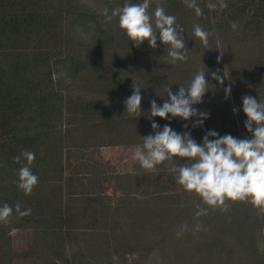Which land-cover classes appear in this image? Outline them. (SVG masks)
<instances>
[{
	"label": "rangeland",
	"instance_id": "obj_1",
	"mask_svg": "<svg viewBox=\"0 0 264 264\" xmlns=\"http://www.w3.org/2000/svg\"><path fill=\"white\" fill-rule=\"evenodd\" d=\"M63 1L49 0V8L53 11H60L63 5L68 6H65V11H71L67 12L65 17L68 13L71 17H76L74 14H78L79 10L85 12L84 9L77 8L74 2ZM82 2L86 3L87 11L93 9V11L101 13L104 8H107L109 14L113 8L124 4V0H82ZM132 2L139 3L141 0H132ZM208 3H218V0H206V5ZM223 3L226 4V7L218 5L215 10H209L207 7L213 27L212 35L209 37L210 49H205L200 40L192 35L193 25L197 24L196 21L200 17L196 15L194 9L188 8L182 3V6L177 7L172 13L176 17V22L184 28L185 43L190 50L189 59L175 65H171L167 61L165 53L161 51L165 46L159 39L157 40L158 47L155 49L150 48L146 41L139 47L130 42L122 30L116 29L118 18H114L110 22L106 21L105 17L101 18L104 28L110 23L112 33L107 32V28L92 30L94 29L92 27L90 28L92 32H88L85 29L87 26L73 27L64 23L60 25L57 19L54 21L55 25L48 23L45 28H37L33 32L24 29V33L22 31L24 40L18 38L17 42H22V48L27 55H23L21 58L14 56L11 58V63L20 66L15 65L14 71H9L10 65L7 64L10 59H4L5 63L0 60V66L5 72L2 80L12 82L14 76L21 77L22 80L29 77L31 80L32 76L43 74L48 66L54 86L58 89L60 96L56 98L57 102L54 106L57 112L56 118L48 119V117L42 116L44 113L42 104L37 107H34L33 103L31 106H27L25 104L27 97H21L28 94L29 90L32 94L36 93L40 99L42 98L41 92H39L40 88L35 85L37 79L31 80L34 81V84H31L32 88L23 90L20 89L21 86H17L12 95L6 96L0 92V186L5 187L0 189V206L4 203L11 206L16 204L13 196L10 195L13 201L6 199L7 190L10 194L15 192V188L14 190L7 188L11 184L9 179H12L9 166L10 164L17 165L13 162L12 157L25 151L24 143L12 144L7 136L8 133H30L27 138L29 144L32 143L30 145L32 147L26 150L35 153L34 163L39 158L44 159L45 163L42 165L36 163L41 168L43 165L46 168L51 161L55 160L56 154H49L48 151L57 148L61 150L57 145L58 140L63 141L69 136H73L75 140H83L82 143H79L80 145L84 142L89 145L104 143L105 150H101L102 154L100 155L98 153L101 151L92 150L96 147H84V149L70 147L61 150L64 159L62 166L65 167V173L69 176L72 187L81 193V196L76 199L77 202L82 205L89 202V206L96 205L97 209L99 208L95 212V207H91L92 209L82 217L80 216L81 207H78L70 212V220L87 222L85 217L90 221L92 218L95 219L98 214L99 221L117 220L121 224L124 221L123 218L126 219L127 216L126 212L122 210H119L118 213L114 211L117 207H121L119 206L121 194L115 188V180L113 179L114 190L108 191L107 197L100 195L101 192L95 190L97 189L95 187L94 196L90 197L86 193V191H90L88 188L92 187L89 184V178L84 181V178L78 175L84 173L82 165H87L88 161L96 160L105 165L104 172L106 168L109 174L111 172L114 174L138 173L139 176L143 173L151 175V172L156 171L157 167L169 166V161H165L154 170L147 171L141 168L139 162L132 157V150L141 144H122L120 146L113 144L124 140V144L130 140H140L139 134L145 124V115H149L146 110L151 107L150 101L155 100L158 105L162 106L164 100L168 98L166 90L169 87L175 94L180 85L186 86L190 82L198 69L206 70L207 67L201 65L206 50L217 49L221 62L218 74L225 76L224 84L221 85L212 79L211 73L218 68L210 69V71L207 69L205 76L211 83L209 91L203 96V102L194 105V107L199 111L206 112L208 116L203 120L201 126L193 127V123L200 117H192L191 120H187L183 124L187 125V128L179 127V129L190 133L191 137L203 139L209 130L218 133L224 127L222 125L224 119L225 127L228 128L232 114L239 127L237 138H251V133L241 126V123L247 119L242 110V97L251 95L257 100H264V0H223ZM157 4L161 5L160 0H154L149 8L150 13L154 12ZM233 23L237 25L235 29L231 27ZM199 25L204 28L202 23ZM0 34L2 38L5 37L3 39L6 41L9 36L8 30L0 29ZM4 49L8 50V48ZM39 49L44 51H39ZM32 52L39 53L29 54ZM147 52L152 54H146ZM77 54L80 55L77 56ZM146 76L148 78H145ZM133 82L143 87L141 88L142 111L138 118L130 117L124 113L123 101L132 94ZM229 85L231 93L226 98L224 88ZM16 94L19 98H14ZM4 103L10 105L11 109L5 108ZM233 108H236L237 111L233 112ZM176 118L183 120L180 117ZM151 119L162 130L165 120H159L158 117ZM100 122L103 124L110 122L111 126L108 132L106 129L101 133H95L96 130L91 128L93 125H99ZM176 125L174 124L171 128L173 129ZM86 129L91 131H85ZM105 131L106 133H103ZM231 135L234 137L235 134L231 133ZM95 138L98 139V142L95 141ZM67 144L71 145L69 139H67ZM100 160H107V163H101ZM50 167L51 165H49ZM150 180L151 182L158 181L155 176ZM159 181L169 188V192L180 194L182 202L197 203L199 197L194 193L182 192L183 189L180 185L172 186L166 177ZM145 189L144 186V188L133 190V192L138 196ZM37 191L45 193V190L34 188L31 195ZM50 192L51 190H48L46 195L50 194L53 197ZM160 203H155L152 207L162 205L166 208L168 205L165 202ZM22 204L27 206L25 203ZM49 209L53 210L55 207L50 206ZM49 209L47 213H51ZM57 210L59 211L60 208ZM55 214H57L56 210L52 215L57 217L58 214ZM28 216L30 217V215ZM63 216L67 217L64 213ZM49 218L56 220L53 217ZM156 219V221H160L159 217ZM216 219L218 218L215 217L214 223H212L209 216L204 217L202 221L196 218H188L185 221L182 217H164L162 225L168 231L158 229V225H155V231L152 232L140 233L135 229L132 232H127L128 236L125 237L122 247L115 239H104L108 245L105 248L101 244L102 239L98 238L103 236L89 232L76 233V231H72L68 233L58 228L41 230L36 228L34 226L36 224L30 221L27 216L20 217L14 212L8 225L0 224V236L1 233H4L0 237V264H223L224 261L228 264H247L249 258L242 247L238 246L239 243L235 244V249L230 250L232 240L226 239L225 233L220 229L223 226L222 221L219 222ZM251 219L253 223L257 224L254 226L249 223L245 226L249 230L248 236H250V232H252L251 235L254 234V228L255 233L258 228L261 229L263 237L259 238V246L263 250L264 213L257 210L252 214ZM197 222L202 224L206 230L186 231L180 237L176 235L181 225L187 224L189 228H192ZM120 224H118L119 227L116 226L114 232L112 229L108 230V237H114L117 234L125 235L120 231L122 228ZM18 226L22 228H17ZM12 230L15 231V235L9 236L8 233ZM137 234H140L139 238H135ZM239 237H247V235L240 232ZM221 241L223 242L221 243ZM226 255H229V260L225 259ZM250 262L256 264L255 261L252 263L250 260Z\"/></svg>",
	"mask_w": 264,
	"mask_h": 264
},
{
	"label": "clouds",
	"instance_id": "obj_2",
	"mask_svg": "<svg viewBox=\"0 0 264 264\" xmlns=\"http://www.w3.org/2000/svg\"><path fill=\"white\" fill-rule=\"evenodd\" d=\"M153 2L154 0H141L139 3H133L132 0H124V4L113 8L111 14L107 8H104L101 14L106 21L118 18L119 29L135 46L139 47L146 41L150 48L155 49L159 39L165 46V56L171 65L186 62L190 50L185 43L183 26L176 22L175 16L166 14L163 6L159 4L154 12L150 13L149 8ZM183 3L194 9L197 16L203 14L196 0H183ZM218 5L226 7L223 0L208 3L207 7L209 10H215ZM231 27L235 29L237 25L233 23ZM192 35L200 40L205 49H210L211 32L199 24H194ZM217 59L219 60V57ZM206 71L207 69H198L190 82L186 86L180 85L175 94L169 87L166 90L168 98L162 106L151 100L148 119H169V114L171 118L180 117L185 121L191 117H200L193 123V127L201 126L208 114L199 111L194 105L202 103L203 96L209 91ZM218 73L219 69L212 72V79L223 85L225 76ZM141 88L143 87L133 82L132 94L123 101L124 113L130 117L141 116ZM224 92L226 98L230 96L231 86L224 88ZM242 110L247 117L244 126L251 133V138L239 139L231 134L220 136L216 131L209 130L202 143H197L188 132L178 133L168 124L161 130L156 122H152L154 134L141 137L142 144L132 150V157L147 171L154 170L162 162L171 161L174 157L187 158L186 163L173 167L171 171L175 182L184 191L194 193L200 198V203L196 205L197 218L208 215L210 209L227 212L235 202H247L264 213V100L244 95ZM236 111L237 109L233 108V112ZM12 160L21 164V167L14 170L17 179L13 183L25 195H30L39 182L38 176L31 171L35 153L25 150L12 157ZM14 212L24 217L31 215L32 210H22L19 203L14 206L4 203L0 206V224L8 225ZM201 230L206 229L199 222L192 228L183 224L176 235L180 237L186 231ZM8 235L14 236L15 231H10Z\"/></svg>",
	"mask_w": 264,
	"mask_h": 264
},
{
	"label": "trees",
	"instance_id": "obj_3",
	"mask_svg": "<svg viewBox=\"0 0 264 264\" xmlns=\"http://www.w3.org/2000/svg\"><path fill=\"white\" fill-rule=\"evenodd\" d=\"M49 0H0V29H7L9 32V36L6 38V41H4L3 38L1 37L0 34V60L4 62V59H10L9 63L7 65H10L9 71H14L15 70V65L11 63V58L18 57L21 58L23 55H27L24 53L23 50V45L22 42H17V39H22L24 40V36L22 34V31L24 33V29H28L27 31L33 32L37 28H45L47 24H52L55 25L54 21L55 19L58 20V24L63 23L65 25H70V26H83L86 27V31L92 32V30H97L101 29L104 30L107 28V32L112 33V26L110 23H108L105 28L103 27L102 19L104 16L99 13L93 11V9L87 11V8L85 7V2H82V0H66L67 2L75 3V6L80 9H84L85 12H82L79 10L78 14L76 17H71L70 13L67 14L65 17L64 15L69 11H65V8L68 7L66 5H63L61 7L60 11H53L51 8H49ZM61 2H64L61 0ZM183 3V0H160L161 6H163L164 11L168 15H172V13L176 10L177 7H181ZM197 5L203 10V14L200 15L199 19L196 21L197 24L202 23L204 26V29L209 32H213V27L211 25V21L209 19V12L207 10V5H206V0H196ZM66 6V7H65ZM73 15V16H74ZM110 22V21H109ZM94 29H90V28ZM104 28V29H103ZM117 30H120L118 25L116 27ZM37 32V31H36ZM106 32V31H105ZM12 38H11V37ZM13 40V41H11ZM62 47V46H61ZM60 47V48H61ZM8 48V50L4 49ZM39 51H44L42 49H39ZM165 53V48L164 50H161ZM39 52H32L29 54L36 55ZM152 54L151 52H147L146 54ZM154 53V52H153ZM157 53V51H155ZM28 54V55H29ZM81 54V53H80ZM80 54H77L80 55ZM139 54V53H137ZM218 53L217 49L214 48V50H206L205 51V56L203 57V60H201V65L207 67V69L211 70H216L217 68L219 69L220 66V59L218 60ZM42 59V58H41ZM5 63V62H4ZM17 67H20L18 64L16 65ZM82 67V66H81ZM209 67V68H208ZM7 69V68H5ZM39 69V68H38ZM17 70V68H16ZM46 71V72H45ZM44 73H39L36 76H32L34 80L37 79L35 85H37L40 88L42 98L40 99L39 96L35 93L32 94L31 91L28 90V94H24L21 97H27L25 100V104L27 106H31V104H34V107L38 105H43V114L42 116L48 117V119H55L57 116V112L54 109V106L57 102L56 98L60 96V93L57 88L54 86V81L52 79V74L49 73L51 71L49 67L47 66L45 68ZM3 68L0 66V92L2 94L6 95H12V92L16 91L17 86H21L20 89H26V88H32L31 84H34V81H31L29 77L25 80V78L22 80L21 77H16L14 76L12 79V82L10 81H3ZM49 73V74H48ZM206 77V76H205ZM145 78H148L147 76ZM207 79V77H206ZM30 80V81H29ZM208 80V79H207ZM209 81V80H208ZM211 85L209 82L208 87ZM2 97V96H1ZM14 98H19L18 95ZM11 103V102H9ZM5 108L11 109V106L4 103ZM146 111H150V109H147ZM148 115H145L146 120L144 127L141 130V133H135L139 134L140 140L139 141H133L130 140L126 144L123 142H114L113 145L115 146H120V145H127V144H142V138L145 135L148 134H154L153 129L151 127L152 124V119H148ZM230 120L228 122V128L225 127V119L222 122V125L224 126L222 129L219 130L218 134L220 136H223L225 134H235L234 137H238V132H239V127L236 125L234 118L232 117V114L230 115ZM159 120L164 119L158 117ZM192 117L189 119L191 120ZM165 124H168L170 127L173 126L174 124H177L173 130L178 132V133H184L186 131H183L179 127H185L184 122L185 120H178L176 117L171 118V115H169V119H164ZM152 121V122H151ZM182 121V122H181ZM57 122V121H54ZM111 126L110 122L108 124L103 122H100V124L93 125L91 128L95 129V133H101V131L106 130L107 132L109 131V127ZM241 126L243 129H245L244 122L241 123ZM187 128V127H186ZM89 129V128H88ZM86 129L85 131H91ZM68 128L66 129V131ZM103 132V133H106ZM30 133H17V134H11L8 133L9 141L12 144L19 145L17 142H22L24 143L23 149H30L32 146H30L32 143L29 144L28 136ZM131 135V134H130ZM44 136V135H43ZM192 138L197 142V143H202L201 138H197L192 136ZM67 139H69V142L71 141V145L67 144ZM66 140H58L57 145L61 148V150H64L65 148H81L84 149V147H103L105 146L104 143H94V145H89L85 144V142L80 145L79 143H82L83 140H75L73 136H69ZM88 139V138H87ZM86 139V140H87ZM210 139H215V137H210ZM239 139H243L239 137ZM24 140V141H22ZM95 141L98 142V139L95 138ZM55 143V142H53ZM112 145V144H110ZM95 149V148H92ZM59 150L58 148L55 150H50L48 151L49 154H56L55 160L51 163H49L46 168L42 166V168L38 165L41 163H45L43 158L37 159L36 163L31 165V171L33 174L37 175L39 178L38 184L34 187L38 189V186L43 185L44 183H49L50 188L52 189L51 186H55V183H59L58 181L62 180L63 174L65 172V167L62 166V161L64 162V159L62 157V151ZM13 153V152H12ZM187 162V158H179V157H174L173 160L169 161V166H164V167H157L156 171H152L151 175L149 173H143V175L139 176L138 173L136 174H114L112 176V179L115 180V187L117 188V191L121 194V199H120V205L121 207H117L114 209L116 213H118L119 210H122L126 212L127 220L125 218L121 224L117 220L113 221H99L98 219V214L95 219L92 218V220L89 221L87 217L84 219H87V222L80 221L73 219L72 221L70 220V212L72 209L68 210V207L63 208L60 207V214L57 217L54 216H47L44 220H42L41 224H37L33 222V218L31 216H27V218L32 221L34 226L38 229H44V230H55V228H58L64 232H72L76 231V233H81V232H86V233H95L97 236H103V237H98L102 239L101 244L105 248L108 247L107 243L105 240L108 239H115V241L118 243L120 247H122L123 243L125 242V237L128 236L127 232H132V230H139L140 233L144 231H155L154 227L155 225H158V229L165 230V227L162 225L164 223L163 218L164 217H182L185 219V221L188 220V218H196L199 221H202L204 217H210V221L214 223L215 217L217 221H222V225L220 229L223 230V233L226 235V239L231 241V251L236 248V243H239V247H242L243 251L246 252L247 258H249L247 261V264H251L250 260L252 263L254 261L256 264H264V249L262 250L261 247L259 246V238L263 237V231L258 230L255 233V228H254V234L251 235L252 232H250L249 235V230L246 225H249V223H252V225L257 224L253 223L252 221V214L257 212V210L249 203L247 202H235L232 204L230 209L227 212H221L219 209L217 210H209L208 215L202 216V217H194L195 212H196V205L200 203V198H198L197 203L191 204V203H184L182 202L181 198L182 196L176 192H169L168 187L163 183L160 182L159 180L163 177H166L167 180L170 182L172 186H179L175 180H174V174L172 173L171 169L173 167H176L178 165L183 164V162ZM174 163V164H173ZM49 165L51 167L49 168ZM20 164H10L9 168L11 171L10 176L12 179L10 181V185L7 188H11L15 192L12 194L8 192V195L6 196L7 201H13L10 198V195L13 196L14 200L16 203H19L21 205L22 210H26L27 207L30 205V203L34 202L37 200L35 198L36 193H33V195H25L22 191H20L16 184L13 183L14 180L17 179V176L15 174V169H18ZM93 176V175H92ZM153 176L156 177L158 181L156 182H151L150 178ZM7 180V179H4ZM90 185L92 186L93 183L97 181L96 177H89L88 179ZM146 187L145 190L141 192L140 195H136L133 190L141 189ZM1 188H5L4 186H0ZM93 188V186H92ZM150 189V190H149ZM54 190V189H53ZM58 194V189L51 191V194L54 195ZM186 192V191H182ZM20 199V200H18ZM51 202V201H50ZM160 202H165L168 204L166 208H164L162 205L159 207H152L153 204L155 203H160ZM22 203H25L27 206L23 205ZM175 203V204H173ZM14 204V203H13ZM90 203L87 202L85 203L82 207V213H80V216H85V213H87L88 210L92 209L91 207H95V212L99 210L97 209L96 205L95 206H89ZM161 204V203H160ZM202 207H207L206 205H201ZM99 207V206H98ZM57 209V208H56ZM158 212V213H157ZM63 213L67 216H63ZM49 217L56 218V220L51 219ZM156 217H159L160 221H156ZM224 218V219H223ZM226 218V219H225ZM220 219V220H219ZM191 221V220H190ZM78 222V223H77ZM169 224V222H167ZM56 224V226H55ZM120 224L122 226L121 232H124L125 235H115L114 237H108L107 232L108 230L112 229L114 232V229H116V226ZM216 224V222H215ZM162 225V226H161ZM170 225V224H169ZM124 226V227H123ZM255 226V225H254ZM111 227V228H108ZM119 227V225L117 226ZM147 227V228H146ZM17 228H22L21 226H18ZM168 229V228H167ZM118 231V232H120ZM168 231V230H165ZM258 231H260L258 233ZM243 232L247 235V237H239V233ZM67 233V234H68ZM4 233H1L2 237ZM77 235V234H76ZM140 234H137L135 238H139ZM120 237V239H119ZM105 239V240H104ZM9 240V239H8ZM248 240V241H247ZM223 241H221L222 243ZM223 245V244H221ZM64 249V248H63ZM229 250V251H230ZM226 260H229L230 257L229 255L225 256ZM223 264H228L226 261L223 262Z\"/></svg>",
	"mask_w": 264,
	"mask_h": 264
},
{
	"label": "crops",
	"instance_id": "obj_4",
	"mask_svg": "<svg viewBox=\"0 0 264 264\" xmlns=\"http://www.w3.org/2000/svg\"><path fill=\"white\" fill-rule=\"evenodd\" d=\"M92 150L93 151H101V150L103 151V150H105V147L103 146V147H99V148L92 149ZM102 151L99 152L98 154L99 155L102 154ZM100 161H101V163L102 162L107 163V160H105V161L100 160ZM104 167H105V165L100 164L96 160L88 161L87 165H84V164L82 165V168L84 170L82 172H84V173H81V175L78 174L79 177L84 178V181H86V178L92 177V175L97 178V181L92 184L93 188L92 187L88 188V189H90V191H86L88 196H90V197L94 196V189L95 188H97L95 190H99V192H101V193H99L100 195L106 196V197L109 195L108 191H111V189L114 190V182L112 179V176L114 175V173L111 172L109 174L108 171L106 170V168H105V172H104ZM127 174H134V173H127ZM58 182L59 183H55L56 184L55 186H51L52 189L50 188V184L47 182H46L47 183L46 185L43 184L41 186H38V190H45V193L37 191V193L35 195V198L37 200L30 203V205L27 207V209L31 208V210H32L30 216H31V218H33L34 223L41 224L42 220L47 218V216H49V215L54 216L52 214L55 210L57 211V214L59 215L60 212L56 208L61 207L64 209V207H68V210L72 209L71 210V212H72L76 208L83 206L82 204L78 203L76 200L81 196L80 191L77 192V190L72 187L69 176H67L65 172L63 174L62 180L58 181ZM53 189L54 190L58 189V194L54 193L53 197H51L50 194L46 195L48 190L54 191ZM116 190H117V188H116ZM50 206H54L55 209L50 210L49 209ZM48 209L50 210L51 213H47ZM57 214H55V215H57ZM78 235H80V234H78Z\"/></svg>",
	"mask_w": 264,
	"mask_h": 264
}]
</instances>
